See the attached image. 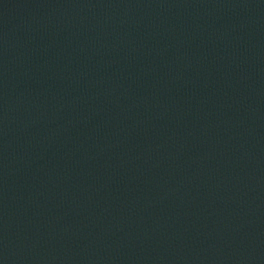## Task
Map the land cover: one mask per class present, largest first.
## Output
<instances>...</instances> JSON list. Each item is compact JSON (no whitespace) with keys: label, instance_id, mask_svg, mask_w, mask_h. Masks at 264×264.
I'll return each instance as SVG.
<instances>
[{"label":"water","instance_id":"obj_1","mask_svg":"<svg viewBox=\"0 0 264 264\" xmlns=\"http://www.w3.org/2000/svg\"><path fill=\"white\" fill-rule=\"evenodd\" d=\"M0 264H264V0H0Z\"/></svg>","mask_w":264,"mask_h":264}]
</instances>
